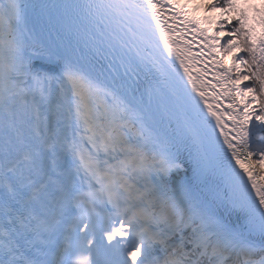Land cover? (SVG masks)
I'll return each mask as SVG.
<instances>
[{
	"label": "snow or ice",
	"instance_id": "snow-or-ice-1",
	"mask_svg": "<svg viewBox=\"0 0 264 264\" xmlns=\"http://www.w3.org/2000/svg\"><path fill=\"white\" fill-rule=\"evenodd\" d=\"M255 3L166 0L175 23L158 0L0 3V264H226L233 256L232 264H264V137L255 136L264 124V0L260 10ZM50 10L65 40L36 47L29 16ZM101 24L114 40L130 36L145 51H159L160 59L139 51L137 59L173 81L186 112L183 130H154V114L141 113L123 40L120 54L108 44L107 67L74 45L84 27ZM177 25L179 44L170 35ZM41 103L64 123L62 138L57 130L45 140L39 124L31 125L29 109L39 121ZM48 153L52 172L67 184L48 175L37 187L33 176L47 175L37 161ZM179 172L185 179L170 188L167 178ZM210 173L223 183L216 203L195 193ZM145 202H159L160 211L150 214ZM223 205L242 227L219 218ZM114 218L119 229L110 227Z\"/></svg>",
	"mask_w": 264,
	"mask_h": 264
},
{
	"label": "bare ground",
	"instance_id": "bare-ground-1",
	"mask_svg": "<svg viewBox=\"0 0 264 264\" xmlns=\"http://www.w3.org/2000/svg\"><path fill=\"white\" fill-rule=\"evenodd\" d=\"M4 1H5L6 3L8 2V0H4ZM28 26H29V23H28ZM31 43H33L36 47H41V46H42V45L39 44L37 41H35L33 38H32V40H31ZM43 47H44V46H43ZM121 94H122V95H126V98L131 99V97H130V96H127L126 93L122 92ZM137 100L140 101L139 99H137ZM110 102H111V101H110V99H109L108 103H110ZM101 103H104L103 99H101ZM41 105L43 106V103H41L40 106H39V111H40V112H41V110H40ZM137 107L139 108V110L141 111V113H143L145 116H147V115L150 113V112L144 107V105L142 104L141 101H140V103L137 105ZM29 112H30L29 118H34V120L36 121V118H35V112L32 111L31 109H29ZM40 112H39V115L41 114ZM137 126H138V125H137ZM151 126H152V128H153L154 130H157V131H159V130H163V129L161 128V126L159 125V123L157 122L156 119H155V122H154ZM258 130H259V128L257 127V130L255 131V136L257 135ZM256 159H258V157H256ZM189 174H190V173H189ZM184 179H185V173H184V172L172 173V174H170V176L167 178V183H168V185H169L170 188H171L172 186H174V185L176 184V182H177L178 180H184ZM172 194H173V191H171V190L167 193L168 196H172ZM196 195H197L198 198H200V195H198V194H196ZM200 199H202V198H200ZM156 204L158 205V203H156ZM218 216H219V215H218ZM219 218H220L221 220H223L224 222H226V223H228V224H231V223L227 222L223 217L219 216Z\"/></svg>",
	"mask_w": 264,
	"mask_h": 264
},
{
	"label": "rangeland",
	"instance_id": "rangeland-1",
	"mask_svg": "<svg viewBox=\"0 0 264 264\" xmlns=\"http://www.w3.org/2000/svg\"><path fill=\"white\" fill-rule=\"evenodd\" d=\"M227 39V38H226ZM237 59H239V56L237 57ZM244 83H248V82H244ZM254 107H256V105H254ZM258 127L260 128V130L262 129L261 128V124H258ZM260 143V142H259ZM259 158V157H258ZM141 187H143V182H142V185H141ZM146 205H148L146 202L144 203V207L146 206ZM138 259H139V257H138Z\"/></svg>",
	"mask_w": 264,
	"mask_h": 264
},
{
	"label": "clouds",
	"instance_id": "clouds-1",
	"mask_svg": "<svg viewBox=\"0 0 264 264\" xmlns=\"http://www.w3.org/2000/svg\"><path fill=\"white\" fill-rule=\"evenodd\" d=\"M257 10H260L261 9V5L259 4V2L258 3H255L254 5H253Z\"/></svg>",
	"mask_w": 264,
	"mask_h": 264
}]
</instances>
